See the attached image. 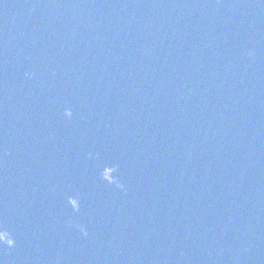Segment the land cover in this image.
<instances>
[{
  "label": "water",
  "instance_id": "water-1",
  "mask_svg": "<svg viewBox=\"0 0 264 264\" xmlns=\"http://www.w3.org/2000/svg\"><path fill=\"white\" fill-rule=\"evenodd\" d=\"M0 264H264V0H0Z\"/></svg>",
  "mask_w": 264,
  "mask_h": 264
}]
</instances>
